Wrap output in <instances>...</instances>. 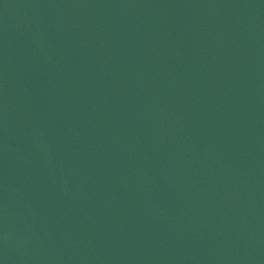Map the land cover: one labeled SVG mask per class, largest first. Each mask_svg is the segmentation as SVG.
<instances>
[{"label":"water","instance_id":"water-1","mask_svg":"<svg viewBox=\"0 0 264 264\" xmlns=\"http://www.w3.org/2000/svg\"><path fill=\"white\" fill-rule=\"evenodd\" d=\"M0 264H264V0H0Z\"/></svg>","mask_w":264,"mask_h":264}]
</instances>
